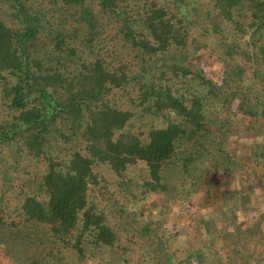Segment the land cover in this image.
<instances>
[{
	"label": "trees",
	"instance_id": "obj_1",
	"mask_svg": "<svg viewBox=\"0 0 264 264\" xmlns=\"http://www.w3.org/2000/svg\"><path fill=\"white\" fill-rule=\"evenodd\" d=\"M0 180L6 264H264V0H0Z\"/></svg>",
	"mask_w": 264,
	"mask_h": 264
},
{
	"label": "rangeland",
	"instance_id": "obj_2",
	"mask_svg": "<svg viewBox=\"0 0 264 264\" xmlns=\"http://www.w3.org/2000/svg\"><path fill=\"white\" fill-rule=\"evenodd\" d=\"M0 185H1V180H0ZM0 193H1V186H0ZM150 203L148 202L147 204H143L142 210H144L145 212H149L148 213V217L153 216V214H155V212L153 211V208H155L154 205H158L159 202L157 198H149ZM195 201H197L196 207H189L186 208V210H182L180 208H177V206H175V209L177 211L172 212L170 214V216H166L165 217V227L166 229H173V228H180V229H184L187 230L188 228H190L191 226L194 225L193 221L191 220L193 214L195 211H198L200 209H203L206 212L210 211V204L205 201L203 198L201 199L200 197H195ZM154 206V207H153ZM119 239L122 242V244H124L127 248L125 250V257L127 258V260H129V264H137V259H138V252L137 249L135 248V245L133 243H127L128 240H126L127 238L125 237V235L120 234L119 235ZM263 252H264V247H263ZM0 264H6L3 259L1 258V253H0Z\"/></svg>",
	"mask_w": 264,
	"mask_h": 264
}]
</instances>
